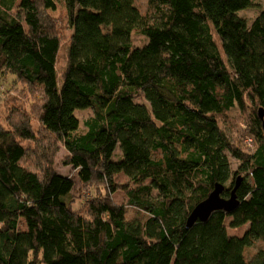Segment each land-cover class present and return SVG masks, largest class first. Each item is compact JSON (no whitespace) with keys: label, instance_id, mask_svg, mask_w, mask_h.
Listing matches in <instances>:
<instances>
[{"label":"trees","instance_id":"trees-1","mask_svg":"<svg viewBox=\"0 0 264 264\" xmlns=\"http://www.w3.org/2000/svg\"><path fill=\"white\" fill-rule=\"evenodd\" d=\"M2 86L20 116L0 122V264H264L261 4L0 0ZM218 182L239 205L188 228Z\"/></svg>","mask_w":264,"mask_h":264},{"label":"rangeland","instance_id":"rangeland-1","mask_svg":"<svg viewBox=\"0 0 264 264\" xmlns=\"http://www.w3.org/2000/svg\"><path fill=\"white\" fill-rule=\"evenodd\" d=\"M19 1L20 0H18V3H19ZM57 1L62 2L63 0H57ZM255 1L258 4H261L262 7H264V0H255ZM135 3H136V6H138V8L143 13L146 12L147 7H148V0H135ZM58 4H59L58 5V11H60L64 15H66L64 4H61V3H58ZM258 12H259L258 9H250V10L244 9V10L240 11V14L246 15L251 20L253 17H255L257 15ZM63 21H64V24L66 23V25H68L67 15H66V18L64 17ZM64 31H65V41L63 43L64 45L62 46V49H61L60 55H59V64H58L59 66L64 64L65 56H66V49L65 48L68 45V41H69V38L71 35V29L69 27H66V29H64ZM132 38H133V42L135 44H143L146 40L145 37L138 32H134L132 34ZM9 90H10V88H8L7 86L6 87L2 86V88L0 90V122L4 126H8L10 122L16 121V118L20 116L19 110L18 111L17 110L11 111L12 106H10V104L6 103L7 102L6 97H7L8 93H12V94L17 93L15 89L10 90V91ZM24 108L28 114H31L32 111H31L29 106L25 105ZM76 113H79L80 117H82V118H87L91 114V111H88V110L81 111V112L76 111ZM32 116H33V113H32ZM232 116H234V115H232ZM34 122L36 123V120H34ZM223 126L225 127V129H227L232 134V136L234 138L239 140L238 142L241 143L245 149H251L252 148L246 144L245 139L249 135H246L243 133L241 121L239 119L232 118L228 122L223 123ZM57 153H58V154H56L57 155V157H56L57 167L60 169L61 172L67 173L68 168L62 164V158H63V155L65 154V149L63 147H60V149L57 150ZM120 157H121L120 147H118V149L115 151V153L113 155V159L119 160ZM236 167H237V161L232 160V168L235 169ZM126 180H127V177L124 174H120L118 176L119 182H125ZM114 199L118 203H124L127 201L126 194L122 191L115 193ZM131 212H132V210H130V213ZM21 228H24L23 224L21 225ZM246 229H247V225L242 226L240 228H235V229L231 228V229H229V232L232 235H240L241 236L244 234ZM261 246H263V244L261 242L257 241L252 247L247 249V251H246L247 256L251 257L257 250H259L261 248Z\"/></svg>","mask_w":264,"mask_h":264},{"label":"water","instance_id":"water-1","mask_svg":"<svg viewBox=\"0 0 264 264\" xmlns=\"http://www.w3.org/2000/svg\"><path fill=\"white\" fill-rule=\"evenodd\" d=\"M259 116L264 119V109L259 108ZM240 178L237 180L238 185ZM226 186L223 183H216L214 190L201 201L191 212L187 220V227L193 226L196 221H206L214 211L225 210L233 211L239 205L235 189L231 192L230 197L223 196Z\"/></svg>","mask_w":264,"mask_h":264},{"label":"built area","instance_id":"built-area-1","mask_svg":"<svg viewBox=\"0 0 264 264\" xmlns=\"http://www.w3.org/2000/svg\"><path fill=\"white\" fill-rule=\"evenodd\" d=\"M245 141H246V144L248 145V146H253V138L252 137H247L246 139H245Z\"/></svg>","mask_w":264,"mask_h":264}]
</instances>
